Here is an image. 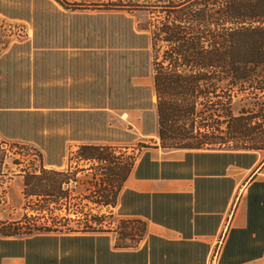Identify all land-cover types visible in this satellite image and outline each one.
I'll list each match as a JSON object with an SVG mask.
<instances>
[{"label":"trees","instance_id":"16d2710c","mask_svg":"<svg viewBox=\"0 0 264 264\" xmlns=\"http://www.w3.org/2000/svg\"><path fill=\"white\" fill-rule=\"evenodd\" d=\"M13 5L10 18L32 24L33 36L0 55V134L35 142L46 163L21 169L24 207L35 214L7 223L1 234L75 231L54 211L68 212L79 183L88 184L83 197L94 207L115 204L135 157L120 165L110 145L75 137L82 142L61 168L51 158L54 121L104 123L109 110L140 109L142 133L154 132L164 149L233 141L235 149L223 150H264V0H38L27 13ZM137 12L144 22L133 20ZM149 72L150 86L132 83ZM247 94L251 107L234 111ZM85 169L89 179L80 182ZM84 214L82 232L104 231L103 214Z\"/></svg>","mask_w":264,"mask_h":264},{"label":"crops","instance_id":"0c3cea01","mask_svg":"<svg viewBox=\"0 0 264 264\" xmlns=\"http://www.w3.org/2000/svg\"><path fill=\"white\" fill-rule=\"evenodd\" d=\"M110 208L143 225L134 245L109 231L0 237V264H264L262 151L153 143Z\"/></svg>","mask_w":264,"mask_h":264},{"label":"rangeland","instance_id":"374dc122","mask_svg":"<svg viewBox=\"0 0 264 264\" xmlns=\"http://www.w3.org/2000/svg\"><path fill=\"white\" fill-rule=\"evenodd\" d=\"M37 2L38 0H0V48L11 41L12 45L18 40L20 41V39L25 40L26 38L27 40L32 38V24L30 27L25 20H15L10 18V15L15 10L13 3H18L20 12L25 10L27 13ZM145 18L146 14L144 12H137L133 15L135 22H144ZM20 53V49L15 50V54L21 55ZM146 61L148 69H150L151 58L148 56ZM0 66H3V64H0ZM132 83L150 86V72L146 77L133 78ZM104 89L105 87H103ZM261 98H264V92ZM252 100L247 94L243 101L235 103L234 111H237L243 103L246 107H251ZM142 118V110L126 109L109 110L104 123L94 120H87L88 122H86L77 118L63 124L60 121H52L53 123L49 129L54 134L53 139L50 141V147L52 148L51 158L55 161L61 160V168H65L68 163V157L73 154L77 146L82 142L74 138L87 137L91 138L89 142L110 145L118 157L119 164H125L129 161L130 156L136 157L145 147L151 146L156 142L159 144V139L154 132L146 135L142 133ZM145 122L146 127L152 129L155 124V116L147 117ZM235 144L233 141H229L224 145H215L212 149H235ZM260 151L264 152V150ZM40 162L46 163V152L35 142L21 138H6L0 134V230H3L9 222L21 220L24 214H35L34 211L24 207L27 199L22 194L21 169H37ZM71 163L74 164L73 161ZM78 164L80 167H86L84 162H78ZM88 171L85 169L77 173L80 182L81 180L89 179ZM93 172L97 174L100 170H94ZM122 184L123 182L121 186ZM83 186H88V184L85 182L84 184L79 183L71 192L68 212L63 207L54 211L59 217L66 216V218H69L64 221L60 220V223L74 228L75 231L71 233H82L80 228L88 217V214H84L85 212L103 214L102 226L104 231H109L111 236H115L116 243L120 246L134 245L143 231V225L134 220L120 218L116 213H112L110 207H94V204L83 197L87 194ZM44 215L45 218H48L47 222H50L49 215L46 213ZM42 221H44L43 217L37 219V222ZM24 235L28 234L6 236L0 233V237L10 238Z\"/></svg>","mask_w":264,"mask_h":264},{"label":"built area","instance_id":"2783aa9c","mask_svg":"<svg viewBox=\"0 0 264 264\" xmlns=\"http://www.w3.org/2000/svg\"><path fill=\"white\" fill-rule=\"evenodd\" d=\"M215 253H213V255H214Z\"/></svg>","mask_w":264,"mask_h":264}]
</instances>
